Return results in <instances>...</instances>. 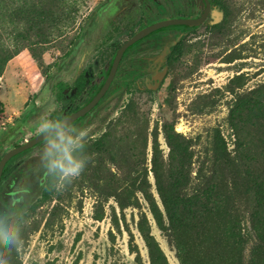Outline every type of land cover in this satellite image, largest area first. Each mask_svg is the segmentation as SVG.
<instances>
[{"label":"rangeland","instance_id":"rangeland-1","mask_svg":"<svg viewBox=\"0 0 264 264\" xmlns=\"http://www.w3.org/2000/svg\"><path fill=\"white\" fill-rule=\"evenodd\" d=\"M106 1L0 0V158L47 131L53 111L85 105L115 51L139 28L203 11L199 0L103 7ZM212 1L219 22L212 14L196 29L155 33L130 48L96 109L8 165L0 185V264H150L140 227L167 264H179L176 242L137 191L146 155L150 192L161 207L150 170L155 141L164 160L169 153L164 127L194 141V171L222 140L233 205L247 218L248 176L264 179V0ZM167 45L175 47L163 56ZM82 72L87 88L72 100ZM103 135V148L94 147ZM80 147L86 149L64 165L42 201L53 168ZM187 244L193 255L204 251L201 264H228L232 255L193 238Z\"/></svg>","mask_w":264,"mask_h":264},{"label":"trees","instance_id":"trees-1","mask_svg":"<svg viewBox=\"0 0 264 264\" xmlns=\"http://www.w3.org/2000/svg\"><path fill=\"white\" fill-rule=\"evenodd\" d=\"M112 1L107 0L103 7L110 5ZM170 28L184 31L190 29L182 26ZM113 59L108 67L107 75ZM2 68L3 65H0V73ZM104 81L98 89L94 90V94L86 104L98 93ZM57 86L61 92L64 91L62 83ZM86 88L87 82L85 74L82 72L74 82L72 100L79 98ZM57 100H61V95L57 96ZM82 107L67 113H63L62 110L53 111L49 115L50 128L55 127L62 119ZM124 110L127 112V107H124ZM106 137L103 135L93 146L103 148ZM164 138L169 149L166 160L158 150L155 141L152 147L150 170L161 207L158 206L150 192L151 185L148 182L149 171L146 167V155H143L142 184L137 191L142 194L158 228L176 242L179 264H201V261L204 262V254L202 257L199 255L201 252L204 253L203 250L196 255L191 253V248L187 244L190 238L201 244L203 249H206L207 244L208 247L213 246L224 253L232 254L228 259V264H264V179L262 176L255 178L248 176L246 194L251 206L247 211L246 218L245 211L240 209V203L236 208L233 205L236 191L235 182L230 179V173L226 172L230 165L228 153L226 150L220 152L218 149L219 141L222 140L218 139L216 143L214 142L212 155L209 157L207 154L204 162H200V166L194 171L193 167L198 162L194 160V141L176 134L173 129L167 127H164ZM146 148L145 145V151ZM84 149L86 147L73 150L63 164L53 168L42 191V201L50 195L51 183L64 171V165ZM26 152L9 160L3 170L1 183L7 173L8 165ZM209 162L212 165L210 171L206 167ZM140 230L148 249L150 264H167L150 232H144L141 227ZM248 245L250 246L249 253L245 260L244 252Z\"/></svg>","mask_w":264,"mask_h":264},{"label":"water","instance_id":"water-1","mask_svg":"<svg viewBox=\"0 0 264 264\" xmlns=\"http://www.w3.org/2000/svg\"><path fill=\"white\" fill-rule=\"evenodd\" d=\"M206 8L204 9L202 15L196 19H188V18H175V19H166L162 21L155 22L137 32L133 37L127 40L121 47L116 51L115 57L113 59L110 71L104 81V84L98 91V93L94 96V98L81 109L76 111L75 113L65 117L60 121L58 125L55 127L50 128L49 130L37 135L36 137L26 141L23 145H20L16 148L11 149L7 153H5L0 158V183L3 174V170L6 164L11 160L13 157L32 149L36 145L48 140L49 138L53 137L54 135L58 134L62 130L70 127L74 122L77 120L85 117L89 113H91L99 104V102L103 99L107 91L109 90L111 83L113 82L115 75L117 73L119 64L123 57V54L127 51L128 48L133 46L135 43L139 42L140 40L146 38L150 34L169 27H199L201 26L205 20L207 19L210 13V3L208 0H203Z\"/></svg>","mask_w":264,"mask_h":264},{"label":"flooded vegetation","instance_id":"flooded-vegetation-1","mask_svg":"<svg viewBox=\"0 0 264 264\" xmlns=\"http://www.w3.org/2000/svg\"><path fill=\"white\" fill-rule=\"evenodd\" d=\"M199 1H200L201 8H202L203 11H204V9L206 8V5L204 4L203 0H199ZM208 1H209V3H210V9H215V5L213 4L214 2H213L212 0H208ZM203 11H202V13H203ZM202 13H201L198 17H195V18H188V19H196V18H199V17L202 15ZM212 14H213V13H212L211 10H210V13H209L207 19H208L210 16H212ZM207 19H206V20H207ZM206 20H205V22H206ZM205 22H204V23H205ZM204 23H203V24H204ZM148 26H149V25H148ZM145 27H147V26H144V27L139 28L137 31H135V33H133V34L131 35V37H133L137 32H139L141 29H143V28H145ZM189 28H190V29H193V28L196 29L197 27H189ZM188 30H189V29H188ZM183 31H184V30H175V29H171V28L169 27V28H164V29L158 30V31H156V32H154V33H152V34H150L149 36H151V35H153V34H155V33H159V32H170V33L172 32V33H177V34H178L179 32H183ZM149 36H147V37H149ZM131 37H130V38H131ZM147 37H146V38H147ZM130 38H129V39H130ZM146 38H144V39H146ZM129 39H128V40H129ZM144 39H142V40H140L139 42L135 43V44H134L133 46H131L130 48H132V47H134L135 45L139 44V43L142 42ZM125 42H126V41H125ZM125 42H124V43H125ZM124 43H123V44H124ZM120 47H121V46H120ZM120 47H119V48H120ZM173 47H175V45H173V46L167 45V46L165 47L164 52H163V56L167 55V54H168V53H167L168 50H169V49H172ZM119 48H118V49H119ZM130 48H128L127 51H128ZM118 49H117V50H118ZM124 54H125V53H124ZM124 54H123V55H124ZM122 58H123V57H122ZM121 60H122V59H121ZM119 65H120V64H119ZM75 80H76V79H75ZM160 80H161V74H157V75L155 76V83H158ZM74 82H75V81H74ZM111 84H112V83H111ZM63 89H64V91L66 90L65 88H63ZM105 95H106V94H105ZM103 98H104V97H103ZM101 101H102V100H101ZM101 101H100V102H101ZM100 102H99V103H100ZM98 105H99V104H98ZM97 107H98V106H97ZM97 107H96V108H97ZM96 108H95V109H96ZM89 114H90V113H89ZM89 114H88V115H89ZM85 117H87V115H86ZM85 117L81 118V120H83ZM77 121H78V120H77ZM77 121L74 122L73 124L77 123ZM78 122H79V121H78ZM73 124H72V125H73ZM62 131H63V130H62ZM59 133H60V132H59ZM0 184H1V183H0Z\"/></svg>","mask_w":264,"mask_h":264},{"label":"bare ground","instance_id":"bare-ground-1","mask_svg":"<svg viewBox=\"0 0 264 264\" xmlns=\"http://www.w3.org/2000/svg\"><path fill=\"white\" fill-rule=\"evenodd\" d=\"M213 17H214L213 21H215V23L220 21V15L217 12H213Z\"/></svg>","mask_w":264,"mask_h":264}]
</instances>
